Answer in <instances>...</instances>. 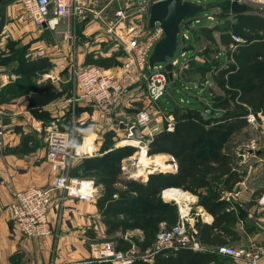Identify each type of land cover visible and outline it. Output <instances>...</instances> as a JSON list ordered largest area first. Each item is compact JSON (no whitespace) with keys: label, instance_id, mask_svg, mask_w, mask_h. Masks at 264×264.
I'll return each mask as SVG.
<instances>
[{"label":"trees","instance_id":"16d2710c","mask_svg":"<svg viewBox=\"0 0 264 264\" xmlns=\"http://www.w3.org/2000/svg\"><path fill=\"white\" fill-rule=\"evenodd\" d=\"M220 6L222 13L217 19L223 18L226 21L221 24L225 28L214 26L208 30L203 29L204 34L209 36L218 31L219 40L213 41L217 47L230 44L231 34L244 40L243 44L238 45L237 51H226L227 57L234 64L218 69L213 79L223 96H212L207 89L202 92L206 99L203 101L198 94L195 95L197 91L194 90V95L179 98L177 105L167 111L175 121L172 132L163 130L150 138L143 137L148 140L147 154L168 155L174 162V171L150 174L145 182L120 178V162L133 155L135 148L114 149L111 142H104L102 145L103 159L90 158L71 170L72 176L80 178L85 177L82 176L84 173L92 172L96 175L88 177L96 176V185L102 184L103 191L96 207L103 214L106 232L109 228L116 229L120 226L125 230H140L144 239L141 246L147 245L145 248L151 245L160 222L166 221L173 225L177 221L174 203L164 201L160 196L165 189H182L197 196L198 205L214 219L211 225L202 228L201 232L205 237H209L211 231L222 222L229 221L222 195L240 184L245 176V171H239V165L235 161L237 157L230 143L233 136L248 127L246 117L249 113L264 116V17L251 15L247 13L248 9L244 13L232 14L229 4ZM207 7L208 5L206 9L209 8ZM192 48L189 43V49ZM87 59L106 66L112 61L109 57L94 59L89 56ZM220 60H213L207 66L221 64ZM195 66L196 64L193 65ZM48 68L49 63L43 59L19 60L15 71L21 80L13 86L26 90V93L31 92L28 93L30 113L43 124L51 121L43 109L49 103L45 98L57 94L34 86L33 80L45 74ZM196 69V73L204 75L203 67L196 66ZM169 80H173L172 77ZM178 85L180 90L182 87ZM27 143L28 139L25 138L18 150L30 151L31 149L26 148ZM86 163H90V166H86ZM216 257L208 251L180 250L176 255H157L152 264H210L216 261Z\"/></svg>","mask_w":264,"mask_h":264},{"label":"crops","instance_id":"0c3cea01","mask_svg":"<svg viewBox=\"0 0 264 264\" xmlns=\"http://www.w3.org/2000/svg\"><path fill=\"white\" fill-rule=\"evenodd\" d=\"M22 1L0 0V111H2L0 128L5 132V150L0 153V264L79 263L88 259L89 244L92 242L93 235L98 231L103 234L106 231L95 205L66 199L60 210L57 202L61 193L57 192L48 213V220L53 225L54 233L45 243L21 237L10 221L8 206L11 195L30 185L45 186L51 175L45 162V145L40 142L33 144L37 139L34 130L40 128L43 123L39 120H32L29 110L31 92L28 94L26 90L13 87L21 80L15 70L19 60H46L49 68L45 74L40 76L37 83H41L45 91L57 94L60 90V83L66 78L60 64L65 61L64 56L71 54L79 63L84 62L87 57V52L82 48L85 39L91 36L99 42H103V37L104 40H111L114 31L110 29V23L105 22V17H103V0H91L90 6L95 10L96 19L91 17L84 20L63 18L53 29L46 26L36 27L23 11ZM112 1L113 4L108 5L110 7L106 6L108 13L111 10L115 12V7L118 5L117 0ZM113 17L110 15L106 19H110L111 22ZM103 30L105 36H103ZM191 30L192 27L188 28L187 43L188 45L190 43L193 48H186L187 56L193 53L195 47L194 33L196 31L193 29L191 32ZM181 38L182 36L180 41ZM220 52L223 51L220 50ZM37 53L41 55L37 56ZM93 58L96 59L95 56ZM180 59L179 62L183 64V58L181 61ZM180 86L194 93L189 83L184 86L180 84ZM202 92H197L198 96L203 95ZM55 106L56 101H51L43 106V109L51 112ZM82 110L78 109L77 114L81 119H85L87 114ZM50 114L53 118V112ZM128 118L133 119V117ZM157 128H149L144 133L155 131ZM25 138L28 139L27 148L31 150L22 152L18 149ZM261 155L258 151L252 155L249 154L248 158L246 157L247 160L242 157V165L252 156L260 158ZM243 169L247 171L245 166ZM145 181L146 179L143 182ZM262 183L254 182L251 184L252 188L249 189L239 187L242 184L240 183L231 191L223 193L222 199L226 202L225 212L229 213V221L222 222L218 228L209 232V237L202 235L201 231L205 225L213 223V217L201 207L197 209L196 217L190 216V226L195 224L203 251L215 254L214 248L220 245L240 248L253 244L264 247V189ZM161 198L164 201L167 200L163 196V191ZM57 212L61 214V222L58 226H56ZM132 231L139 238H143L140 230ZM216 256V261L210 264H234L231 259ZM261 264H264V261Z\"/></svg>","mask_w":264,"mask_h":264},{"label":"rangeland","instance_id":"374dc122","mask_svg":"<svg viewBox=\"0 0 264 264\" xmlns=\"http://www.w3.org/2000/svg\"><path fill=\"white\" fill-rule=\"evenodd\" d=\"M117 1H119V2L117 3ZM117 1H116V4H118V5H116V7H118L117 10L115 7V12L113 10H111L108 13V12H106V9L108 10V7H110L113 4V1L112 0H103V17H105L104 18L105 22L110 23V25H109L110 29H112L118 36L126 34L129 29H132L131 33H140L141 34L142 32H146L148 30V26H147L148 10H149L151 3L154 0H117ZM190 1L197 2V3L203 4L205 6L208 5L209 8L207 7L208 9H206L204 12H202L197 17H195V19L193 18L194 19L193 22H190V21H192V18L190 20L186 21L185 28L186 27H188V28L192 27L191 32L193 31V29H195L194 31H196V33H197L194 35L195 36L194 37L195 47H194L193 53L190 54L189 56H187L186 48L189 49V45L187 43L189 33H187L188 32V28H187L186 29V36L187 37L182 38V40L180 42V44H182V46H180L176 52V57L178 59H180V57H179L180 54H182V53L184 54L183 64L180 63L178 66H174L173 71H172L170 76L167 73L168 78H167L166 92L163 94V96L156 103L157 106H159V108L156 106V104L152 105V107L150 108L152 117H151V120L149 123V128H152V127L157 128L158 127L157 129H155V131L154 130L151 131V133H152L151 136L153 134L158 133V132L163 131V130H165L167 132H172L174 129L175 121H174L173 115H171L170 113L168 114L167 111L171 110L174 105H177L179 98L182 99V98H184V96L187 97L188 95L189 96L194 95V93H192L191 91L185 90V88L184 89L181 88L179 90L180 87L178 84H182L184 86V84L189 83L190 85H192L193 90H196L199 93L202 92V90L208 89L210 95H212V96H223L222 90L219 88V86L217 85V83L213 79L216 76L218 69L225 68L227 65H230V64L231 65L234 64L233 60L230 57H227L226 51L229 50L230 53H233V52L237 51V47L240 43H242V44L244 43V40L241 37L234 34L240 40V42L238 44H235L231 41V43L228 44L227 46H223V47L218 46L217 47L215 42H213V41L217 42L219 40V32L218 31L212 32V34H210L209 36L207 34H204V32H203V29L208 30L214 26L219 27V29L221 28V26H222V28L223 27L225 28V25L224 24L221 25V24H222V22H226V21H224L223 18H221L219 20V19H217V17L219 16L220 13H222V11H220V9H221L220 7H222V5L220 6V4H223V5L229 4L230 5L231 0H190ZM239 1L247 7V9H248L247 13H249L251 15L255 14V15H260V16L264 17V0H239ZM90 3H91V0H90ZM108 5H110V6H108ZM106 6H108V7H106ZM89 8L93 11V13L95 12V10L93 9L92 6H90ZM89 15H87V16H89ZM110 15L114 16L113 20L111 19L112 20L111 22H110V19H106V17L109 18ZM48 18H52V15H51V17H48ZM87 19H89V18H87ZM31 21H32V18H31ZM200 23H201V25H200ZM43 25L41 27H43ZM196 25H199V26H196ZM155 26L160 27L158 24H155ZM41 27H38V28H41ZM197 27H199V28H197ZM108 35L112 36L110 33H108ZM103 36H105L104 30H103ZM115 36L113 35L112 36L113 38L111 40H104V37H103V42L95 41L94 37L89 36V37H87V40L85 39L83 46H82L84 51L87 52V57L85 58L84 62L79 63L78 60H76L74 57H72L71 54H68L67 56H64L65 61L60 63L62 71L64 72V74H66L65 75L66 78L64 77L65 81L60 83V86H59L60 90L57 93V95H55L53 97H46L45 98V100H48L49 102H51L50 100L56 101V106L51 111V112H53L54 117L51 118V116H52V114H50L51 112L45 111L46 113H48V115L50 117L49 119H51V121L41 125V127L38 128L37 130H34V132L37 134V136H36L37 139H35L36 142H34L33 144L40 142V143H43L45 145V159H46V153H47L46 140H47V137H48V134L50 131L63 132L69 136L73 150H75L77 152V157H78L77 160L73 163L72 169L73 168L75 169V167L77 168L78 165H81L82 163H84L83 161L88 160L90 158L98 157L99 159H103L104 153L102 150V145L104 142H108V143L111 142L114 149L122 148V147H133V148H135V153L131 156H128V157L138 155L139 151L136 147L122 143L123 141H128V139L126 138V135H125V133L128 129V125H126V124H129V126H130L133 123L134 117L136 116V113L140 109V103L138 101L137 102L132 101L129 103L127 102V105L125 103L123 108L117 112L118 114L120 112L119 118L122 119L121 121H123L125 123V125L127 126L126 130H122V129H120V127L118 125V128L121 131H119V129H117L114 126H106L103 122H101L98 119V116L96 115V113L93 111L92 108L83 107L82 105L73 101V85H72L71 79L69 78L70 73H71V69L73 67L78 68V67H85V66H94V67H97V68L104 70V71L117 72L120 68H122L128 62V58H127L126 54L121 50L119 45L115 42V40H114ZM181 47L183 48V51H181V49H182ZM95 48H97V49H95ZM217 49H219L218 52H216ZM220 50H222L223 52L219 53ZM106 55H108V57L112 60L108 66L103 65V64L98 63V62H95V61H88L90 59H87L89 56H92V57L95 56L96 59L107 58V57H105ZM219 58L221 59V64L215 63V64H218V66L215 64L207 66V64H209L213 60L219 61ZM180 61H181V59H180ZM194 64H196L197 67L198 66L203 67V69L205 71V73H204L205 76L201 75L202 73L200 74V72H198V73L195 72L196 66L193 67ZM220 65H221V67H219ZM170 77H172L173 80H169ZM39 78H41V77H38L37 79L35 78L33 80V85L42 88V84L37 83ZM175 81H177L178 84L175 83ZM141 92H143L142 89H141ZM176 92H179V93H176ZM197 92L195 95L199 94ZM143 94L144 93H139L137 99L142 97ZM132 99H134V98H132ZM199 99L206 101L204 95H201V94L199 95ZM78 109H80V110L83 109L82 111L87 114L85 119H81L78 116V114H77ZM249 116L252 117V119L250 120L251 122H248V120H247V118ZM31 117H32V120L35 119L32 115H31ZM128 117H133V119L129 120ZM119 118H117L116 120H118ZM35 120L37 121V119H35ZM246 121H247L248 127L246 129H244L243 131H241L239 134L233 136L232 141L230 143V146L233 148V151L237 157L235 159V161H236V164L239 165V168H240L239 171H244V169H243L244 166L247 169V171L245 170V176L243 177L242 182H241L242 184L239 187L249 189V188H252V186H251L252 183L263 182L262 185H263V189H264V116L261 115L260 113H258L256 116L253 115L252 113H249L246 117ZM168 124L172 125L171 131L167 130ZM32 128H34V127H32ZM3 132H4V130H3ZM145 137H149V135H147ZM4 150H5V132H4L3 146L0 149V153H3ZM109 151H107V152H109ZM249 151H250V153H249ZM258 151H260V154H262L261 155L262 157L258 158L256 156H252L250 158V160H248L244 165H242V163H243L242 162V156L244 159L247 160V158H248L247 156L249 154L252 155L253 153L258 152ZM158 155H160V156L151 157L152 159H149V160H145V161L140 160V164H139L141 167L140 170L143 172V174H142V176H137V174H135L134 175L135 178L137 176L139 178V180L140 179H146L147 180L149 173L150 174L159 173L156 170H154L153 169L154 167H152V166L150 167L149 170L146 169V172L147 171H151V172H149V173L144 172L142 170L143 169L142 163L145 165H147V164L154 165V163L159 162V163H161L165 166H168V167L170 166V164L174 163V162L172 163L173 160H171V158L168 155H165V154H158ZM128 157H125L121 160V162H120L121 168L125 166V165H122V163L127 161L128 159H126V158H128ZM101 163H103V160L101 161ZM123 164H125V163H123ZM85 165L89 167L90 163H86ZM47 167H48V165H47ZM121 168H120V171H121L120 172V178H123V179H129V178L126 175L123 176L122 171L123 172L127 171L129 173L135 169L134 167H131V166H127V168H125L124 170H122ZM78 171L82 172L80 169ZM92 175H96V174H92V172H88V173H84L82 175L85 177H81V178L78 177V178L82 179V180H90L93 182V186H94L93 187V190H94L93 201L92 202H84V203H88V204L96 206L97 201L102 194L103 186L101 183L96 185L95 181H97V179H98L96 176L93 178L88 177V176H92ZM50 178H51V175H50ZM49 183H50V179L47 182V184H49ZM249 183H250V185H249ZM244 186H246V187H244ZM42 187H44V186H42ZM180 190H182V189H180ZM183 192H185V191H183ZM185 193L187 194V196L188 195L190 196V198L186 201H182L181 203H179L175 199H173V200L167 199L165 201H169V202L174 203V205L176 206V209H177L178 217H179V214H186V218H187L186 227H187V230L189 232H191V229L195 230L196 227L194 226L195 225L194 224L192 226V228H190L191 227L190 226V221H191L190 216L196 217L197 209L201 206L198 205L197 196H195L189 192H185ZM14 194L15 193H13L11 195L10 204L13 201ZM60 198H61V196H60ZM53 199H54V197H53ZM66 199H72V200H76L78 202H82V201L75 199L74 197H68V198L64 197V199L60 203L58 200V202H57L59 204L58 209L61 210V207L63 206V202ZM10 204H9V206H10ZM9 206H8V210L10 211ZM201 208H203V207H201ZM96 209L99 213L100 220L103 223V214H101V212H99L97 207H96ZM49 211H48V213H49ZM178 217H177V219H178ZM56 219L58 220V218H56ZM57 220H56V224H57ZM10 221H11V224H13L12 219H11V212H10ZM60 222L61 221H59V223ZM176 222H175V224H176ZM160 223H165V226H167V227H172L175 225V224L170 225L166 221L165 222L163 221ZM51 226L53 227V225H51ZM98 226H100V224ZM105 228H106V226H105ZM108 231L107 232L105 231L104 234H103V232H99V231L96 232V234L93 235V237L91 239L92 242L90 244L92 245V244L100 242V241L111 242L115 245L116 249L121 251V252H128L129 254L131 252H133V255H131V256H134L136 258L132 264H134L135 262L138 264L139 263L140 264H152L153 263V260L156 256L155 257H149V254H150V251H151L155 237L153 238L151 245L149 247L145 248L147 245L144 247L141 246L143 244L144 239L139 238V236H137V234L135 232L133 233V231H131V230H125L124 227L120 226L116 229H112V228L110 229L109 228ZM195 232H196V230H195ZM96 235H98V237ZM196 235H197V232H196ZM52 236L53 235H51L45 239H43V237H39L37 239H33L31 237H26V236L25 237L21 236V237L26 238V239H30L33 241L40 240L41 242L45 243L47 241V239L51 238ZM197 237H198V235H197ZM90 244H89V246H91ZM183 250H187V249H183ZM188 251H192V250H188ZM177 253H169L165 256L176 255ZM91 257H92L91 253H89L88 259H86L82 262H79V263H76V262H69V263H72V264H96V263L92 262Z\"/></svg>","mask_w":264,"mask_h":264},{"label":"built area","instance_id":"2783aa9c","mask_svg":"<svg viewBox=\"0 0 264 264\" xmlns=\"http://www.w3.org/2000/svg\"><path fill=\"white\" fill-rule=\"evenodd\" d=\"M49 5L52 7V18H48ZM89 7L90 0L22 1L23 11L32 18L34 25L41 27L44 24L49 29L55 28L58 21L63 18L84 20L91 17L96 19V13H93ZM131 32L132 29H129L126 34L119 36L113 32V35H116L114 38L115 42L128 58V62L117 72L104 71L94 66L73 67L69 78L73 85V101L83 107L92 108L98 119L106 126H115L119 129L118 125H125L121 121L122 119L116 120L120 116V112L119 114L117 112L123 108L125 103L127 105V102L138 101L140 103V109L136 113L133 123L130 126L126 124L128 125V129L125 133L126 138L134 142V144L128 145L136 147L139 152L137 156L126 158L128 160L123 162L125 164L122 163L125 166L121 168L124 170L127 166L134 167L135 169L132 172L122 171V174L123 176L126 175L129 179L139 180L138 175L136 178L134 175L140 171L141 167L139 164L140 160H142V154L144 153L146 160L152 159L151 157L160 156H149L147 154L148 140L143 139V137L147 135H149V138L151 137V132L144 133L149 129L152 117L150 108L166 92L168 74L163 64H155L148 76L144 75L151 50L163 37L161 27L148 28L146 32H142L141 34ZM181 36L182 38L187 37L185 25L182 27ZM230 38L235 44L240 42L239 38L234 34H231ZM181 51H183V48ZM37 55L39 56L41 53H37ZM179 57L182 59L184 54H180ZM171 63L173 67L180 64L176 56ZM141 79H144L142 86L139 85ZM141 89L143 92H141ZM138 92L144 93L139 99H137ZM1 116L2 111H0ZM251 119L252 117L249 116L247 118L248 122H251ZM115 121H117V125L114 124ZM131 127H136L139 130L141 133L140 139L133 137L130 131ZM167 130L171 131L172 125L168 124ZM3 141L4 132L0 129V149L3 146ZM46 146L47 153L45 160L51 174L50 183L44 187L30 185L22 191L15 192L13 201L9 206L14 228L21 236L33 239L39 237L45 239L54 233V228L48 220V211L53 203L55 193L59 191L61 193L59 203L64 197H74L82 202H92L94 196L92 181L82 180L71 174L73 163L78 157L77 152L73 150L69 136L63 132L50 131L46 140ZM151 166L159 173L173 172L175 169L173 164H170L167 169H163L156 162L154 165L142 163V170L146 172V169L149 170ZM149 172L151 171H147L146 173ZM144 180L140 179V181ZM57 213L58 220L56 226L59 225L61 217V214ZM186 225V214H179L176 224L172 227H167L165 223H160L149 257L177 253L183 249L202 252L203 247L195 230L191 229V232H189ZM214 252L218 256L231 259L235 264H261L264 261V247H258L253 244L240 248L220 245L214 248ZM90 253L92 262L96 264H132L136 258L131 256L133 252L130 254L128 252H121L116 249L113 243L107 241L92 244L90 246Z\"/></svg>","mask_w":264,"mask_h":264},{"label":"water","instance_id":"95a60500","mask_svg":"<svg viewBox=\"0 0 264 264\" xmlns=\"http://www.w3.org/2000/svg\"><path fill=\"white\" fill-rule=\"evenodd\" d=\"M232 14L243 13L247 7L239 0H231L229 5ZM206 10V6L190 0H155L148 10L147 26L152 29L158 24L163 30V37L153 46L148 57L147 69L144 75L148 76L155 64H163L166 72L171 75L173 65L171 61L175 58L180 47V36L184 23L191 18L197 17ZM52 15V7L48 6V17ZM45 27V25H43ZM144 84L141 79L139 85ZM115 125L118 123L115 121ZM120 129L126 130L127 126L119 125ZM131 133L135 139L141 138V133L136 127H131ZM140 181V180H139Z\"/></svg>","mask_w":264,"mask_h":264},{"label":"bare ground","instance_id":"6f19581e","mask_svg":"<svg viewBox=\"0 0 264 264\" xmlns=\"http://www.w3.org/2000/svg\"><path fill=\"white\" fill-rule=\"evenodd\" d=\"M123 144H134V142L128 140V141H123ZM142 160H146V157H144V153L141 156ZM158 164L163 168V169H167L168 166H165L161 163L158 162ZM139 174V175H138ZM137 175L138 176H142L143 172L140 170L139 173ZM163 196L165 197V199H175L176 201H178L179 203H181L182 201H186L190 198V196L183 192L180 189H175V188H170V189H166L163 191ZM192 198V197H191ZM192 200V199H191ZM178 203V204H179Z\"/></svg>","mask_w":264,"mask_h":264}]
</instances>
